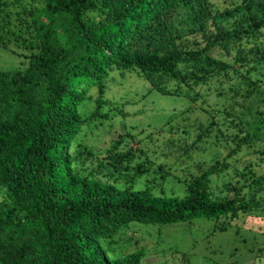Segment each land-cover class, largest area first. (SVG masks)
I'll use <instances>...</instances> for the list:
<instances>
[{"label":"trees","instance_id":"16d2710c","mask_svg":"<svg viewBox=\"0 0 264 264\" xmlns=\"http://www.w3.org/2000/svg\"><path fill=\"white\" fill-rule=\"evenodd\" d=\"M42 1L26 12L29 36L23 30L12 39L28 51L25 68L0 70V264H140L141 250L111 262L95 241L132 222L235 218L240 209L248 211L232 196H211L215 164L186 182L184 196L156 195L78 176L66 147L81 130L77 106L84 90L96 85L101 91L113 68L135 69L150 89L174 95L166 87L169 81H203L256 60L254 45L246 42L264 27V5L261 15L251 13L249 27L209 30L205 25L214 21L209 0H100L103 17L93 25L84 12L97 7L95 0ZM16 7L0 0V27L9 10L23 19ZM183 12L195 24L190 33H200L203 45L190 46L173 23ZM215 48L227 54L233 49V63L217 58ZM96 102L98 108L100 97ZM235 138L239 147L254 141L247 135Z\"/></svg>","mask_w":264,"mask_h":264},{"label":"rangeland","instance_id":"374dc122","mask_svg":"<svg viewBox=\"0 0 264 264\" xmlns=\"http://www.w3.org/2000/svg\"><path fill=\"white\" fill-rule=\"evenodd\" d=\"M10 1L18 5L23 19L14 10L1 17L0 70L25 68L28 51L12 39L24 32L29 36L26 12L43 2ZM99 1L95 0L96 8L84 12L89 25L103 17ZM209 1L214 14V21L205 25L209 30L216 25L228 30L249 27L251 13L261 15L260 5H264V0ZM186 14H182L184 20L178 16L173 23L190 46L203 45L200 33H190L195 24ZM259 31L252 42H246L254 45L256 60L234 64L226 75L203 81H169L166 87L174 95L150 89L135 69L119 68L109 72L101 91L96 85L84 90L77 106L81 130L66 147L69 165L78 176L99 178L127 190L149 189L156 195L182 197L186 182L215 164L211 196H232L248 206V211L240 209L235 218L132 222L95 241L111 262L141 250L140 264H264V27ZM214 50L217 58L233 63V49L228 54ZM198 134L201 140L195 141ZM236 135L253 136L254 141L239 147ZM3 193L0 189V198ZM223 222L225 228L220 229Z\"/></svg>","mask_w":264,"mask_h":264}]
</instances>
